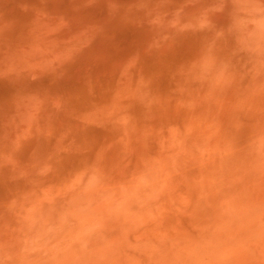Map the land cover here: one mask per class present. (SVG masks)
<instances>
[{"label":"rangeland","instance_id":"rangeland-1","mask_svg":"<svg viewBox=\"0 0 264 264\" xmlns=\"http://www.w3.org/2000/svg\"><path fill=\"white\" fill-rule=\"evenodd\" d=\"M0 264H264V0H0Z\"/></svg>","mask_w":264,"mask_h":264}]
</instances>
